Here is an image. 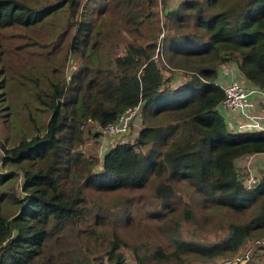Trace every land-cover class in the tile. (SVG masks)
Returning <instances> with one entry per match:
<instances>
[{"label":"trees","instance_id":"obj_1","mask_svg":"<svg viewBox=\"0 0 264 264\" xmlns=\"http://www.w3.org/2000/svg\"><path fill=\"white\" fill-rule=\"evenodd\" d=\"M60 1L76 11L81 0ZM108 1L120 9L121 23L130 34L140 31L158 0L84 1L88 18L77 23L69 40L70 49L80 57L77 70L66 84L54 83L45 100L37 94L38 103L50 110L45 127L20 136L2 157V166L9 169H0V185L21 175L24 193L14 194L17 210L12 215L0 210V264H55L50 255L45 262L38 260L48 227L83 215L84 188L141 187L152 174L166 178L153 186L164 207L175 196L170 181L175 179L190 185L204 204L235 213L249 211L241 219L232 215L225 234L210 242L185 237L171 216L172 233L166 237L176 255L185 252L203 260L233 256L250 238L264 235V168L258 170L256 182L246 186L236 163L240 156L264 152V128L238 127L241 114L235 119L227 116L224 90L216 82L220 65L233 61L243 80L264 88V0H180L173 6L160 0L167 32L158 50L155 38L128 39L118 54L109 50H114L113 42H95V36L89 35L96 34L91 31L94 19L105 12ZM54 9L51 3L0 0V29L30 27ZM71 21L56 32L50 48L40 56L53 53L58 65L59 58L64 65L62 47ZM159 57L170 69L186 71V78L175 86L167 84L171 76H164ZM5 99L10 106V96ZM138 100L141 124L136 134L101 151L96 168L97 156L81 148L88 118L105 124ZM132 120L130 125L135 126ZM182 214L192 217L187 204ZM120 242L114 232L107 249L112 264H127L118 249Z\"/></svg>","mask_w":264,"mask_h":264},{"label":"rangeland","instance_id":"obj_2","mask_svg":"<svg viewBox=\"0 0 264 264\" xmlns=\"http://www.w3.org/2000/svg\"><path fill=\"white\" fill-rule=\"evenodd\" d=\"M29 1L33 5L54 4L55 11L30 27L17 24L0 29V76L4 84L0 88L2 171L9 169V166L3 167L1 163L5 148L15 143L20 136H29L36 131H42L45 127L50 110L46 109L44 104L38 103L37 94L40 93L45 100L52 92L54 83L66 84L73 71L77 70L80 57L77 56V52L70 49L69 40L75 33L77 23L88 18L84 14L85 0L80 1L76 11L72 10L68 3L62 4L60 0ZM178 1L180 0H169V4L173 6ZM107 6L105 12L98 16V20L94 19L95 26H92L91 31L95 29L96 34L90 32V38L95 36V42L98 40L99 43L113 42L114 50L109 49L113 54L123 52L128 39L141 42L155 38L158 50L162 36L167 32L164 7L160 0L152 7L153 15L145 18L140 26L136 25L140 31L130 30V34L123 28L120 9L110 5V1ZM69 18L72 21L69 27H66L68 30L62 47L65 61L64 65H61L62 59L59 58L61 63L58 65L53 53L47 57L39 54H44L50 48L56 32L68 24ZM157 29L159 31L155 36ZM98 51L102 52L103 49ZM158 64L164 76H171L166 80L167 84L175 86L186 78V71L179 68L170 69L160 57ZM5 96H10V106L6 105ZM132 122L135 126L130 125L127 131L113 136L114 143L123 138L130 139L136 134L138 123L141 124V112ZM98 129L96 122L88 118L85 141L81 144L86 154L97 156L96 168L100 167V152L110 145L101 139ZM251 154L236 159L241 177L247 173L246 165L249 163L252 164L251 168L255 174L264 168V164L255 162L257 158L260 161L264 160V155ZM164 179L166 178L152 174L141 187L84 188L86 199L83 215L79 219L65 220L57 227L51 222L47 240L38 260L45 262L47 255H50L55 264H112L107 249L112 244L114 232H117L121 239L118 249L127 264H250L252 260L257 263L264 261V252L261 248L264 244L254 241L255 237L246 241L233 256L203 260L185 252L176 255L166 237L169 231L170 235L172 233L169 228L171 216L176 218L180 224L178 227L185 237L210 242L225 234L228 220L232 215L241 219L246 217L249 211L235 213L204 204L200 194L196 191L194 192L197 196L192 194L190 185L175 179L170 180L175 196L168 198L164 207L153 191V186ZM21 180L22 176L18 175L14 181L8 180L7 183L0 185V210L8 215L17 210V204L13 200L14 194L18 193L20 196L24 193L20 186ZM186 204L191 209L192 217L186 218L182 214V207ZM157 212L161 215L159 216Z\"/></svg>","mask_w":264,"mask_h":264},{"label":"built area","instance_id":"obj_3","mask_svg":"<svg viewBox=\"0 0 264 264\" xmlns=\"http://www.w3.org/2000/svg\"><path fill=\"white\" fill-rule=\"evenodd\" d=\"M239 68L233 61H226L220 65L219 75L216 82L222 86L224 96L222 105L228 111H237L241 114L238 127L242 128H264V107H259V103H264V88L247 83L239 76ZM139 102L127 106L114 119L105 124H97L101 139L114 144L113 136L127 131L131 119L139 112ZM108 148V147H107ZM252 154H249L251 156ZM252 164H247V173L242 177L246 186L256 182V174L251 168ZM254 241L264 244V237L256 238ZM247 255V254H245Z\"/></svg>","mask_w":264,"mask_h":264},{"label":"crops","instance_id":"obj_4","mask_svg":"<svg viewBox=\"0 0 264 264\" xmlns=\"http://www.w3.org/2000/svg\"><path fill=\"white\" fill-rule=\"evenodd\" d=\"M239 76H240V75H239ZM258 106H259V107H264V103H263V102H260ZM227 116H228L229 118H231V119H235L237 116H238V117L240 116V113L237 112V111H233V110H231V111L228 112ZM254 155L263 156V155H264V152L254 153ZM263 161H264V160H261V161H260L259 158H257V159L255 160V162H258L260 165L263 164V163H262Z\"/></svg>","mask_w":264,"mask_h":264},{"label":"clouds","instance_id":"obj_5","mask_svg":"<svg viewBox=\"0 0 264 264\" xmlns=\"http://www.w3.org/2000/svg\"><path fill=\"white\" fill-rule=\"evenodd\" d=\"M138 102H139V104H140V102H141V101H140V100H138L136 103H138ZM136 103H135V104H136ZM133 105H134V104H133ZM139 114H140V109H139V112H138V113H136L135 115H139ZM134 117H135V116H134ZM134 117H133V118H134ZM133 118H132V119H133ZM132 119H131V120H132ZM129 127H130V123H129Z\"/></svg>","mask_w":264,"mask_h":264},{"label":"water","instance_id":"obj_6","mask_svg":"<svg viewBox=\"0 0 264 264\" xmlns=\"http://www.w3.org/2000/svg\"><path fill=\"white\" fill-rule=\"evenodd\" d=\"M71 71V70H70Z\"/></svg>","mask_w":264,"mask_h":264}]
</instances>
